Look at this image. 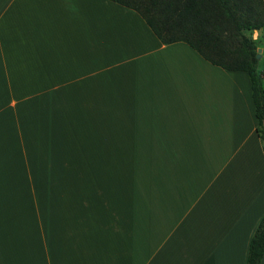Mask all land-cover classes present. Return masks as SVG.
<instances>
[{"label": "crops", "instance_id": "1", "mask_svg": "<svg viewBox=\"0 0 264 264\" xmlns=\"http://www.w3.org/2000/svg\"><path fill=\"white\" fill-rule=\"evenodd\" d=\"M257 126L246 72L131 9L0 0V264H246Z\"/></svg>", "mask_w": 264, "mask_h": 264}, {"label": "trees", "instance_id": "2", "mask_svg": "<svg viewBox=\"0 0 264 264\" xmlns=\"http://www.w3.org/2000/svg\"><path fill=\"white\" fill-rule=\"evenodd\" d=\"M111 1L137 12L161 43H186L214 66L246 72L264 150V69L257 59L264 38V0ZM263 257L264 216L251 239L246 264H261Z\"/></svg>", "mask_w": 264, "mask_h": 264}, {"label": "rangeland", "instance_id": "3", "mask_svg": "<svg viewBox=\"0 0 264 264\" xmlns=\"http://www.w3.org/2000/svg\"><path fill=\"white\" fill-rule=\"evenodd\" d=\"M260 48L263 49V52H264V39L261 40V43L259 44ZM264 55V53H263ZM264 59L261 60L260 62V67L261 69H264ZM99 184H103V183H108V180H96ZM82 186V185H81Z\"/></svg>", "mask_w": 264, "mask_h": 264}, {"label": "water", "instance_id": "4", "mask_svg": "<svg viewBox=\"0 0 264 264\" xmlns=\"http://www.w3.org/2000/svg\"><path fill=\"white\" fill-rule=\"evenodd\" d=\"M257 59L258 60H261L262 59L261 49L258 50Z\"/></svg>", "mask_w": 264, "mask_h": 264}]
</instances>
